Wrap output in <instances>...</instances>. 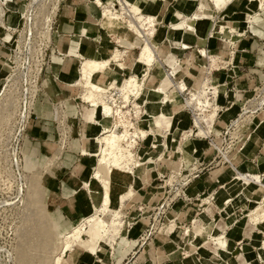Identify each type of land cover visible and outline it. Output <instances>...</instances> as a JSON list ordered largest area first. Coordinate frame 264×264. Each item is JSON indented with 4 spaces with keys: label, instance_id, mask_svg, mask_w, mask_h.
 Listing matches in <instances>:
<instances>
[{
    "label": "crops",
    "instance_id": "crops-1",
    "mask_svg": "<svg viewBox=\"0 0 264 264\" xmlns=\"http://www.w3.org/2000/svg\"><path fill=\"white\" fill-rule=\"evenodd\" d=\"M97 1L59 0L52 22L49 62L41 76L34 114L25 135L31 146L29 150L48 160L49 167L43 179V199L47 210L59 217V226L64 230L92 211V196L100 192L97 182L93 181L91 187L88 184L90 180H95L92 171L96 157L83 153L92 120L86 118L91 105L80 97L83 87L78 81L82 60L89 57L111 60L110 67L98 76L101 84H121L130 75H139L142 85L138 100L141 115L136 120V126L152 132L144 138L140 137L136 148L141 157L146 152L153 157L134 166L131 171L112 169L109 174L110 180L123 184L124 190L128 187L133 189V194L125 198L120 206L121 214V209L125 210L122 241H115L113 248L94 247L92 251L95 250L88 255L83 247L74 246L67 253L70 264H118L122 261L124 264H264V241L260 243L264 226L261 222L256 225L246 214L255 204H259L256 199L262 196L261 186L264 184V122H257L261 112L253 114L249 121L240 125L235 135L239 141L231 154H226L231 166L216 160L217 156L207 138L196 133L190 110L183 104L181 94L186 87L194 90L190 91L193 93L204 87L206 82L209 84L207 86H211L217 111L207 131H211V135L215 136L214 141L219 143L220 134L241 113L257 83L258 77L253 75V56L254 51L258 53L260 48L264 49V43L259 41L261 36L264 37V27H261L263 30L254 27L253 18H249L247 22L250 25L244 27L243 15L247 8L264 16L259 1L232 0L218 8L213 0H151L149 9L146 0H138L143 2L142 13L156 16L154 31L149 36L156 60L146 73L144 65L137 61L139 52L134 55L133 51L143 43L142 38L122 23H106ZM99 1L103 4L114 3L112 0ZM126 6L133 12L135 3L127 0ZM202 11L212 17L208 21L191 18L195 12ZM177 13L180 14L179 18ZM223 15L228 18L222 21L235 23L234 31L221 32L217 27H212L214 16ZM184 19H192L194 27L189 29L173 25ZM259 20L257 23L261 25L262 21ZM115 50L122 53L119 63L123 66L120 70L115 69L116 63L111 58ZM200 50L206 51L204 66L192 58L194 55L202 57ZM178 62L182 63L183 68L175 76L170 70ZM189 62L200 71L191 76V83L180 89L177 85L188 75L186 66ZM207 63L220 67L207 70ZM165 73L173 85L166 84L163 78ZM165 95L170 96L166 101ZM59 103L64 105L67 125H61L58 121L56 105ZM142 112L167 114L170 130L166 131L164 126L157 127L153 121L148 122L149 119ZM113 121L106 119L104 123L111 127ZM59 126L67 128L65 141L62 134L60 137ZM163 132L167 133L163 135ZM185 132L192 134L185 136ZM157 133L163 140L157 142L153 150H147L149 143L154 142L151 137ZM61 142L64 143L62 148L59 146ZM159 153L160 156H154ZM168 160L172 161V166L176 164L174 171L181 170L183 175L190 176L184 189L188 199L186 202L181 199L172 205L173 219L170 218L172 220L169 222L179 228L186 224H189L188 229L194 224L199 228L195 231L189 229L185 233L186 240H183L178 235V229L171 231L167 226L166 232L156 233L149 242L143 243L140 239L151 220L152 209L166 201L165 190L158 189L160 180L170 169L171 161ZM237 171L247 175L257 174L260 182L242 181L222 196L224 201L215 200L213 194L231 181ZM186 206L188 211L181 210ZM205 225L211 231H202L196 238V232ZM179 239L184 243L183 248L179 247ZM220 239L221 243H218ZM206 244H209L208 247ZM63 261L67 263L65 258Z\"/></svg>",
    "mask_w": 264,
    "mask_h": 264
},
{
    "label": "rangeland",
    "instance_id": "rangeland-1",
    "mask_svg": "<svg viewBox=\"0 0 264 264\" xmlns=\"http://www.w3.org/2000/svg\"><path fill=\"white\" fill-rule=\"evenodd\" d=\"M112 1L114 2V5L113 3L103 4L102 2L98 4L102 8L109 7V9L113 13L118 12L119 15L128 17L129 14H134V11L131 12L130 9L127 8L126 0ZM132 2L140 4V8H142L143 6V2H140L138 0H132ZM58 3L59 0H0V264H59L57 259L62 251L65 235L72 230V227L75 226L77 222L82 220L85 216L91 215L95 211V208L93 206L92 211L89 214L78 219L69 228L62 230L59 226V217L52 215L50 211L47 210V207L44 203L43 198L45 195V189L43 188V179L45 178V171H47L49 167L47 165L48 160L41 159L39 154H37L35 151H31V149L29 150L31 146L26 141L25 136L30 125L29 123L21 137V130L23 128L22 123L28 113L31 103L33 102L32 98L37 90V73L41 65V58L43 57V46H46V44L51 41L52 22L58 9ZM146 5H148V3H146ZM259 8L264 12V0L262 1V6ZM251 12V14H247L245 11V14L243 15L244 27L250 25V23L247 22L249 18L255 19V23H253L254 27H259L258 29L264 27V16L257 15L253 11ZM195 13L191 16V18L195 19ZM146 14L154 16L153 22L149 23V25L147 22L145 24V26L149 28V31L145 28H141V31L143 33V36H141V38L142 40L146 38V40L150 42L149 36L152 35L154 31L156 16L150 13H142L141 9L135 12V15H141L142 17L146 16ZM211 17H209L208 19H210ZM224 18L226 19L228 17L224 15L218 17L214 16L212 27L214 26L217 27V29H220V22H222L221 19ZM185 20H187L191 25L193 24L191 21L192 19ZM258 20L262 21L261 25L257 23ZM181 22L182 20H178L176 21V23H173V25L178 26ZM121 23L126 25V23L124 22ZM135 23L137 25L140 24L138 20H136ZM234 29L235 28L223 27L219 31L230 33L234 31ZM222 34L223 33H221L220 35ZM259 41L264 43V37L261 36ZM153 50L155 54L154 46ZM133 51L134 55H137L139 52V47L136 46ZM253 57V68L255 69L253 75L258 77V79L256 85L253 88L251 97L257 96L261 98L264 95V49L262 50L260 48L258 53L254 51ZM211 58L215 59L213 58V56H211ZM155 60L156 55L154 61ZM179 64L180 67L183 68L182 63L179 62ZM216 65L217 64H213V66H209L207 63V70H210L212 68L218 69L220 67ZM220 65H223V63H220ZM170 73L173 74V67L170 70ZM188 74L190 73L188 72ZM164 81L167 84V80ZM78 82L79 84H81V87H83L80 94L81 99L94 107V104L91 101L84 99V94H86L85 92L87 91V87L83 85L82 80L81 82L80 80ZM171 83V85H173L172 80ZM207 85L209 84L206 82V84H203L204 87H200L201 89L199 88L197 91L193 92L199 93L200 90L205 91L204 94L199 97V100L202 101L201 105L196 104L195 100L193 99L190 101V103H188V101L190 100L189 98H187L186 100V104L196 105L193 106L197 110V115L194 118V120H198L197 125L194 123L198 127V129H196V133L198 134L199 129H201V131L205 133H200V135L204 136H207L208 131L207 129L202 128L201 124L204 123L203 121H205L208 125H211L214 121L217 111L216 107L211 104V100L209 99V93H207L206 89ZM122 86V88H126L123 84ZM141 87L142 85L140 81L139 88ZM136 91V93H138L139 95L140 91ZM106 94L110 95L108 92H106ZM95 97H98V100L100 99L104 104L107 105V103L103 100V98H101L102 96L99 95V93H97ZM126 97L127 95L125 96V98ZM131 99L132 103L135 105V108H131L132 110H130L131 112H135L134 116L131 117V120L135 125L134 130H129L127 127H125L124 130H122L120 127L118 128V130H116L117 127L115 128L114 124L112 123V129H115L119 134L122 132L124 134L122 147L129 149V151L132 152V161L130 160V162H128V164L126 165L127 168H125V170L121 169V171L123 172L131 171L130 169H132V164L135 165L138 162L140 163V161L143 162L144 160L153 157L152 154L146 152L144 157H140L139 159L135 158V153L139 152L137 151V146H135L136 138L140 136L145 137L148 133L152 132V130H145L136 126V120L139 119V115L141 113L139 111V108H137L139 104V96H134ZM204 101H207L208 104ZM108 103L114 108H121V105L125 104V106L121 108L124 110L131 107L128 101H125L121 96L116 94L108 96ZM199 107H202V110ZM211 107L213 109L215 108V115L213 120L209 122V120H207L206 118L200 119L213 110ZM260 112L261 114L259 113V120H257L258 124L264 122V109H261ZM116 113L117 115H119L120 119L119 123L115 122V124H117V126L125 125V122H123L126 120L124 111H116ZM255 113H243V111H241L239 116L233 119V121L235 120L234 124H238V126L236 127V125H232L230 131L224 137H219V143H214L215 136L211 135L210 138H213V144L209 146L211 147L212 151H214V155L217 156L216 160H220L221 162L223 161L225 164H227V162L225 161L226 159H223V155L227 154V152L228 154H231L233 149H235V145L239 141V137L237 138L235 137V135L237 134V131L240 130V125L249 121L252 115ZM33 114L34 112L32 110L29 121H31V117L33 116ZM145 114L149 119L148 122L151 123V121L155 122V117L156 115H159L160 112H158L157 114H147L146 112H142V115ZM63 115L65 116V114ZM102 115L106 117V113L103 112ZM108 115L109 119L113 120V113L110 112ZM58 121L64 122V120H59V117ZM164 121L169 124L167 128L165 127L167 129L166 131H169L170 119L164 118ZM67 122L68 120L65 121L66 125ZM157 127H161V125H158ZM59 128L61 129L60 137L62 134V140L65 141L68 134L67 128L65 126H59ZM165 128L159 129L163 130ZM141 130L144 131V133H141ZM105 131L106 129L102 128V132ZM165 133L163 132V135ZM151 138L154 139V142L149 143V148L147 149L149 151L153 150V146H151L152 144H154L155 147L157 142L163 140L162 137L158 135V133L154 134V136ZM63 145V142L59 144L61 148L63 147ZM216 146L218 148H216ZM124 151L125 149H123V152ZM160 154L161 153L154 156H158ZM94 157H96V162L94 165L95 168L101 155H96ZM169 163L170 169L167 175L160 180V187L158 189L159 191L165 190L166 201L162 208L158 209V205L157 207L152 209L151 220L148 223L147 229L140 239V242H149L156 233H161L163 231L166 232L167 226H169V229L171 231L178 229V235L180 237L182 236L183 240H186L187 234L185 233H187L189 224H186L185 226H183V228H179L175 223L169 222V220L173 219L171 215L172 205L181 199L185 202L188 199L187 196L185 197V193L183 194L181 190L184 191L185 187L187 186L185 185V183H187L190 176L183 175L181 170L178 171L179 175H177L174 172L176 164L175 166H172V161ZM94 168L93 171L95 170ZM237 173L235 174L236 176L238 175ZM245 175V178L248 180L245 181L243 179H237L235 181V184L238 182L235 185L236 187L239 186L242 181H254L252 178H250L251 175ZM236 176H233V178H235ZM92 178H94L95 180H90V185L93 181L99 184L100 192L99 195H97L99 201L96 203V205H99L100 199L103 195V182L99 181L98 178H95L94 176H92ZM223 186H221L220 189L223 188ZM261 187L262 196H257L256 200L262 203L261 198L264 197V185ZM216 192L213 194V198L215 200V197H217ZM123 195L120 194L121 197L119 199H114L112 201L109 211L98 212V215H100V217H102L104 221L109 222L108 228H110L109 230H107V232L103 231L101 233V237L104 235L102 240H104L108 232L111 231L112 228H114V225L110 224L112 220L120 222V225H118L119 232L108 234V236L105 238V241L100 242V237L98 238V234L100 233L99 229L96 226L87 225L86 230L83 232L81 241L79 240L68 251H71L74 246L78 245L83 247L85 253L88 255L95 250L94 249L92 251L94 247L97 248L100 246L101 248H113L116 245L115 241H122L121 232L124 228L123 218L125 215V210L122 208L121 214L120 206L123 204L122 201L127 198ZM217 199L220 200L218 197ZM262 206V208H264V205ZM181 210L188 211V206L182 208ZM249 210L247 212H249ZM256 214V216H258L259 213L257 212ZM260 224L264 226V222H261ZM105 225L107 224L105 223ZM206 226L207 225H205L201 230L204 231L205 229L206 232H210V229H206ZM198 228L199 225L194 224V226L189 229L195 231L198 230ZM221 240L222 239L218 240L217 242L221 243ZM262 241H264V233L260 237V243H262ZM96 243H98L99 245L96 246ZM178 243L179 247H184V243L182 240L179 239ZM187 244L188 242L186 241V245ZM208 245L209 244H206L205 246L208 247ZM192 246H195V244H192ZM188 247H190V245H188ZM67 253L63 257L66 259L67 263L62 260L61 264H70L69 256ZM118 264H124V262L122 261Z\"/></svg>",
    "mask_w": 264,
    "mask_h": 264
},
{
    "label": "bare ground",
    "instance_id": "bare-ground-1",
    "mask_svg": "<svg viewBox=\"0 0 264 264\" xmlns=\"http://www.w3.org/2000/svg\"><path fill=\"white\" fill-rule=\"evenodd\" d=\"M152 1L151 0L146 1V3H148V5H146V6L149 9H150V6L152 4ZM213 1H214V4L216 5V7L221 8L222 5L224 6L227 3V1L231 2L232 0H213ZM258 1H259L260 6H262L263 0H258ZM97 3H101V1L98 0ZM133 9H134V14H129L128 17L124 16V15H119L118 12L113 13L109 9V7H103L101 13H102L103 19L106 21V23L113 24V23L124 22V23H126V26L129 27L135 33V35L137 37H141V36H143L141 28L142 29L145 28L149 31V28L146 27L145 24H146V22L148 23V25H149V23H152L154 16L148 15V14H146V16H143V17L141 15H135V12L139 11L141 9L139 7V5L136 3H135V7ZM246 12H247V14L252 13L247 8H246ZM179 15L180 14L177 13L178 18H179ZM211 16L212 15L209 14L208 12H203V11L195 13V19L198 21H208V18ZM119 19H120V21H119ZM135 19L139 21V23H140V24H138L139 26L135 23V21H136ZM220 26H221V27H219L220 29L223 27L235 28V23L230 22V21H222V22H220ZM175 27H186V28L192 29L194 26H193V24L191 25L187 20L184 19V20H182V22L178 26H175ZM220 29H218V30H220ZM142 42L143 43L139 47V54L137 57V61L144 65V70L146 73V72H148L150 65H152V62L155 59V54H154L152 44L148 40H146V38L143 39ZM184 46L187 47L186 45H184ZM205 52H206L205 50L201 51L202 57H199L196 55H194V57H192V56L191 57L193 58V60L201 63L202 66H204ZM233 53H234V50L232 51L231 54H233ZM121 54H122L121 51L115 50L111 56L112 60H114L116 63L115 64L116 70H120V68L123 66L122 63H119V60L121 58ZM110 61H111L110 59H97L94 57H89V58L82 60V66L80 69V82L82 80L83 85L85 87H87L86 88L87 91L85 90L86 94H84V99L85 100L87 99L88 101H91L94 104L93 105L94 107L91 106L92 108L88 109L87 114H86V118L88 120H92V128L88 132L87 139H86L87 143L85 145V148L83 149V152L90 154L91 156L101 155V157L98 159L97 165L94 168L95 169L93 171L94 173L92 172L93 173L92 176H94L95 178H98L99 181L103 182V192H102L103 195L100 199L99 205H96V203L99 201L97 198V195L92 196V200L94 203L93 206L95 208L94 209L95 211L91 215H87L82 220L77 222V224L72 227V230L69 231L65 235L64 244L62 246V251L60 253V256L57 259L59 264L62 263V260L64 259L63 257L67 253V251L74 244H76L79 240L81 241L83 232L86 230L87 225L96 226L99 229L100 233L98 234V238L100 237L99 238L100 242L105 241V238L108 236V234L118 233L119 232L118 225H120L119 224L120 222L112 220V222L110 221L111 222L110 224L114 225V228H112L111 231L108 232V234L104 238V240H102L104 235L101 237V233L103 231L107 232V230H109L110 228H108L109 222L104 221V219L102 217H100V215H98V212L99 211H103V212L109 211L110 210L109 208H111L112 201L114 199H119L121 197L120 194L121 195L124 194L123 195L124 197H129L133 194L132 188L128 187L126 190H124V187L122 186L123 184L120 185V184L112 182L110 180L109 174L111 173L112 169H116V170L124 169L125 170V168H127L126 165L128 164V162H130V160L132 161V158H133L132 152H130L129 149L122 147V143L124 141L123 132L119 134L116 132V130H118L119 127L122 130H124L125 127H127L129 130H134L135 125H134L133 121L131 120V117L134 116L135 112L134 111L131 112L129 109L124 110L121 108H114L112 105H110L108 103V94H106V92H107V89L109 87H111L125 101H128L130 94H133L134 96H137V97L139 96L138 93H136L137 92L136 90L140 91V89H141V88H139L140 81L138 80L139 79L138 75L134 74V75H130L128 78H125L121 82V84H113V83L101 84L98 81V76L105 69L110 67V65H111ZM186 61L188 62V60H186ZM178 63L173 65L174 66L173 67V75H175V76H177V74H179L182 71V68L180 67V64H178ZM186 68L190 74L186 75V77L183 79V81L177 85L180 89H183L186 85L191 83L192 82L191 76L198 74L200 71V70H198L199 68L195 67L190 62L187 63ZM102 76H103V74H102ZM163 78H164V80H167L168 85L172 84L171 80L169 78V75L167 73L164 74ZM122 84L126 88H122L123 87ZM95 92H96V94L99 93V95L102 96L101 98H103V100L107 103V105L104 104L103 101H101L100 99L98 100L97 99L98 97H95L96 96ZM204 92H205L204 90H200L199 93H191V96L189 97L190 100L188 101V103H190V101L193 99V100H195L196 104L201 105L202 101L199 100V97L202 96L204 94ZM111 95L112 94H110L109 96H111ZM126 95H127V97L125 98ZM169 97L170 96L165 95V97H164L165 101ZM173 97H175V96H173ZM205 103H207V101ZM192 106H196V105H192ZM263 108H264V95L261 98H259L257 96H253L248 101V103L245 106H243V109L241 111H243V113H246V112L247 113L248 112L255 113L257 111H261V109H263ZM200 109L202 110V107ZM116 111H124V113H125L124 116L126 117V120L123 122H125V125H118L117 126V124H115V122L119 123V119H120L119 115H117ZM103 112L106 113V115H105L106 117H104L102 115ZM110 112L113 113V117H114L113 118L114 119L113 124H114L115 128L117 127L116 130L112 129L113 128L112 126L109 127L107 124H105L107 122L104 123V121L106 119L107 120L109 119L108 114ZM126 112H127V114H126ZM214 115H215V108L206 116H204V117L200 116L201 117L200 119L206 118L207 120H209V122H211L214 118ZM152 116H154V115H152ZM164 118L169 119V116L162 113V112H160L159 115H156L155 122H156L157 126H158V124L161 126H164L166 128H167V126H169V124L164 121ZM234 121L232 122V125H235ZM203 122L206 123L205 121H203ZM194 123L197 125L198 120L195 119ZM207 126H208V124H207ZM129 127H131V128H129ZM100 128H101V130H100ZM102 128L106 129V131L102 132ZM141 133H144V131H142ZM200 133L202 134L205 132H202L201 129H199L198 134H200ZM186 135H187V132H186ZM252 135L258 136L256 133H253ZM214 143H215V141H214ZM216 148H218V147L216 146ZM123 149H125L124 152H123ZM158 156H160V155H158ZM223 158L226 159L227 163L230 162V160L227 159L226 154L223 155ZM137 164H139V162ZM174 172L179 173L176 171H174ZM237 174H238L237 176L234 175L236 177L233 178L232 181H229L228 184L224 185L223 188H221L219 191L216 192V196L219 199H222V201H224V199H225L224 197L222 198V196H225L226 192L230 189V185L232 187L238 183L237 182L235 184V181L237 179H243L245 181L248 180L245 178L246 173H242V172L238 171ZM169 177H172V176H169ZM250 178H252L254 181L260 182L259 176H257V174L251 175ZM88 184L90 187L92 186V185H90V183H88ZM217 197H215L216 200H218ZM261 199H262L261 200L262 203H264V197H262ZM256 201H258V200H256ZM258 203L259 204H255V206L252 207L249 210V212H247V215L251 218V221L255 222L256 225L259 224V222H264V208H262L263 207L262 205H264V204H262L259 201H258ZM257 212L259 213L258 216H256ZM105 223L107 225H105ZM211 227H212V225L210 226V228ZM204 231H205V229H204ZM262 231H264V230H262ZM187 232H189V229H187ZM201 233H202V230L200 229V231L196 232L195 237L198 238ZM100 242H99V244H100ZM263 246H264V242H263Z\"/></svg>",
    "mask_w": 264,
    "mask_h": 264
},
{
    "label": "built area",
    "instance_id": "built-area-1",
    "mask_svg": "<svg viewBox=\"0 0 264 264\" xmlns=\"http://www.w3.org/2000/svg\"><path fill=\"white\" fill-rule=\"evenodd\" d=\"M114 4V3H113ZM45 44H46V42H45ZM50 48H51V41L49 42V43H47L46 44V46H43V57L41 58V65H40V68H39V71H38V78H37V84H36V93L34 94V96H33V102L31 103V106H30V108H29V110H28V113H27V115L25 116V118H24V121H23V128H22V132H21V137H22V134L25 132V129H26V127L28 126V123L30 122L29 120H30V116H31V113H32V110H33V106H34V102H35V99H36V97H37V94H38V92H39V90H40V87H41V76H42V73H43V70H44V68H45V66L48 64V62H49V51H50ZM211 88V86H207V93H209V99L211 100V104L212 105H215V103H214V101H213V99H212V97H213V92H212V88ZM108 90H111V91H108ZM190 91H194V90H190V89H187V87L186 88H184L182 91H181V94L183 95V97H182V102H183V104L185 105V107L188 109V110H190V114H191V116H192V120H193V122H194V118H195V116L197 115V110L192 106V105H188V104H186V100H187V98H189L190 96H191V93H190ZM210 91V92H209ZM107 92L109 93V94H112V95H118L117 93H116V91L115 90H113V88H111V87H109L108 89H107ZM109 96V95H108ZM134 97V95L133 94H130L129 95V99H128V102H129V104H130V108H129V110H132L131 108H135V105L132 103V99L131 98H133ZM125 106V104H122L121 105V108L122 107H124ZM56 107H57V111L59 112V120H64V122H60L61 123V125H65V121L67 120V117H66V115L64 116L63 114H65V112H64V105L62 104V103H59L58 105H56ZM137 108H139V111L141 112V110H140V104H138V107ZM62 114H61V113ZM144 113V112H143ZM140 115H141V113H140ZM140 115H139V117H140ZM194 126H195V128L196 129H198V127L194 124ZM201 126H202V128H204V129H207V124L206 123H202L201 124ZM129 128H131V127H129ZM232 128V121H231V123L229 124V126L220 134V137L222 136V137H224L229 131H230V129ZM188 134H192V132H190V133H187V135ZM187 135H185V136H187ZM141 138H144L143 136H140ZM140 137H137L136 138V142H135V146H137V143L139 142V138ZM205 138H207V140H208V142H209V145H211V144H213V138H210L211 137V131H209V133L207 134V136H204ZM151 146H153V148H154V145L152 144ZM226 150V149H225ZM141 156L139 155V153L137 152V153H135V158H137V159H139ZM226 161V160H225ZM142 162H140L139 164H141ZM139 164H132V168L134 167V166H138ZM229 164L232 166V163L231 162H229ZM235 166H233V169L235 170ZM177 175H179V173H176ZM264 185V184H263ZM182 192H183V194H184V191L183 190H181ZM163 205H164V203H160L159 204V206H158V209H160V208H162L163 207ZM124 222V221H123ZM126 225L127 226H129V223L128 222H126Z\"/></svg>",
    "mask_w": 264,
    "mask_h": 264
}]
</instances>
